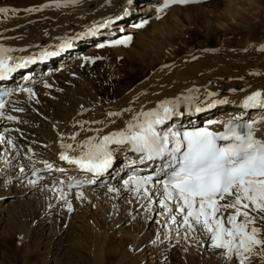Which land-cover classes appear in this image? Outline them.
Instances as JSON below:
<instances>
[{
  "label": "bare ground",
  "instance_id": "6f19581e",
  "mask_svg": "<svg viewBox=\"0 0 264 264\" xmlns=\"http://www.w3.org/2000/svg\"><path fill=\"white\" fill-rule=\"evenodd\" d=\"M236 1H239V5H235L236 9L231 11ZM246 1L192 0V4L188 3V16L181 13L182 8L175 6L176 4H170L161 12L162 0H59L52 3L39 0L35 7L30 8L39 9L38 11H30L27 7L25 12L17 8L18 14L11 11L8 2H0V7L10 9L9 13L0 14V45L12 49L9 55L14 58V63L22 64L26 59H41L43 53H51L54 50L63 53L57 60H52V63L44 65L39 62L36 66L28 67L24 73L4 85L6 89L12 90L4 109L5 117L13 115L18 119L9 121L0 118V131L3 128L11 129L7 135L9 138H15L17 145L16 149L6 144L0 145V186L7 184L8 189L13 188L7 195L9 199H6L5 195L0 197V200L4 199L0 203V241L4 242L15 234H22L20 227H31L29 224H23L22 219L25 214H31V211L36 209L40 217L31 216L32 226L36 222L42 223L44 217H47L44 219L47 222L66 217L67 212L64 209H67V203L59 198L58 191L61 187L58 181L63 180L67 198L78 213L86 214L90 211L93 215L111 210L113 214L123 213L122 222L136 225L135 231H132L133 236H130L135 238L134 241H131L125 251L116 249L111 264H233L232 261H226L218 250L206 245L207 241L198 243L195 239L186 241L183 238H170L166 229L161 227L163 219L159 215L155 218L160 223L154 227L151 237L145 234V231L149 230L141 228L130 216L127 217L134 205H143L146 200L138 199L130 188L125 187L124 180L133 175L151 174L157 167L155 162L141 163L138 156L130 151L129 146L111 145L110 147L115 149L111 170L98 179L95 177L96 183L91 186L69 190L66 185L70 179L89 180L90 177L78 166L61 160L60 154L64 151L61 147L62 138L63 142L74 145L75 151H70V155H79L80 149L76 145L88 137L97 136V129L101 137L124 129L137 112L147 111L157 107L161 101L177 97L184 100L180 105L184 115L174 117L173 121L169 122H174L177 127L202 119L226 123L235 117L253 118L257 119L259 137H264V109L243 107L246 96L257 90L264 91V71L257 74L259 68L264 70V40L258 42L254 39L249 43L253 52L251 54H259L250 64L249 61L243 64L229 63L226 66V61L223 67L220 58L221 63L212 56H205L206 48L204 52L192 50L186 57L171 59L174 54L172 37H176L180 31L176 32L169 26V22L179 23L183 16L186 19L203 16L206 22L210 21V17H214L216 24H221L223 28L240 24L243 11L254 15V10L258 7L264 9V3L260 4L263 0ZM168 11L170 13L165 17L164 13ZM127 36H131L133 42L130 54L121 49L124 44L114 43ZM91 42V45L86 46ZM69 44L70 47L66 46ZM123 51L129 59L139 57L138 60L150 70L142 80L120 88L114 83L116 78L120 79L119 75H116V78L111 76L112 79H109L108 75H98L95 78L87 72L93 56L110 53L116 58L120 57ZM237 69H240L239 73L236 72ZM245 69L250 72L249 75ZM111 83L115 86L116 96L105 94ZM20 85L22 90L15 92ZM28 88L33 90L34 96L29 95L26 91ZM209 93L216 95L209 96ZM186 97L192 99L185 100ZM196 107L201 111L197 112ZM126 109L130 111H125ZM109 112H122L123 115L110 117L107 116ZM93 121L99 123H92ZM214 128L221 126L216 125ZM17 129L19 131H16ZM76 132L79 135L72 141L70 137ZM28 156H31L37 168L44 169V162L53 166L51 170L41 173L43 178L35 185L29 183V180L35 177L31 176ZM120 157L123 161L117 165ZM21 166L25 168L24 173L20 171ZM110 187L120 191L111 192ZM81 190L84 193L83 199L77 198V193ZM17 193L21 196L20 200L26 202L27 208L13 204L14 201L9 196ZM54 215L57 217H53ZM107 215L104 214V217ZM104 217L102 220L109 224L112 222L113 226L112 216L105 219ZM82 229L84 232V228ZM92 231L94 237L95 233ZM171 235L174 237V233ZM79 236L74 233L72 239L62 247L63 251L58 250L60 246L50 248V253L56 259L54 264H104L106 257L95 247V237L91 239L92 237ZM55 237L52 241L56 240ZM200 249L202 251H199ZM254 264L257 262L254 261Z\"/></svg>",
  "mask_w": 264,
  "mask_h": 264
},
{
  "label": "snow or ice",
  "instance_id": "6c2138e0",
  "mask_svg": "<svg viewBox=\"0 0 264 264\" xmlns=\"http://www.w3.org/2000/svg\"><path fill=\"white\" fill-rule=\"evenodd\" d=\"M191 2L162 0L160 11L163 12L170 4ZM9 11V8L0 7V14ZM131 39V36H127L114 43L126 45ZM66 46L70 47V44ZM11 51L0 45V79L24 66L14 63V58L9 55ZM57 54L45 52L40 58ZM26 91L34 96L31 88ZM214 95L209 93V96ZM184 99L191 100L192 97ZM183 102L180 97L161 101L155 108L137 112L124 129L102 137L97 129V136L88 137L76 145L80 149L79 155H70V151H75L74 145L63 142L62 138L61 147L64 151L60 159L99 175L113 165L115 149L111 145L129 146L134 153L139 154L141 163L155 162L157 167L147 176H130L124 180V185L138 199H145L149 209L156 206L157 215L163 219L161 227L166 229L170 238H183L186 241L195 239L198 243L207 241L210 247L218 250L226 261H232L233 264H254V261L264 264V137L257 135V121L235 117L226 123L210 122L222 124L223 131H213L210 127L182 130L174 122H169L174 117L184 115L180 110ZM6 106L7 101L0 95V118L17 120L13 115L5 117ZM243 107L264 109V91L257 90L246 96ZM195 110L201 111L199 107ZM121 115L122 112L107 113L110 117ZM10 131L8 128L0 131V145L6 144L16 149L15 138L7 135ZM78 135V132L73 133L70 139L75 141ZM28 160L31 176L35 177L29 183L35 185L43 178L41 173L51 170L53 166L44 162L45 168L41 169L35 166L31 156H28ZM132 163L135 164V161ZM20 171L24 173L25 168L21 166ZM58 184L61 186L58 189L59 198L67 203L71 211L73 206L64 191L65 182L60 180ZM66 187L69 190L74 187L82 189L83 184L72 180ZM109 191L120 190L110 187ZM77 198H84L82 190L78 191ZM173 233L174 237L171 235Z\"/></svg>",
  "mask_w": 264,
  "mask_h": 264
},
{
  "label": "rangeland",
  "instance_id": "374dc122",
  "mask_svg": "<svg viewBox=\"0 0 264 264\" xmlns=\"http://www.w3.org/2000/svg\"><path fill=\"white\" fill-rule=\"evenodd\" d=\"M46 1L48 3H52L54 1H59V0H46ZM70 1H82V0H70ZM0 2H8L7 5L8 6L11 5L10 8L12 9L16 8L17 11L18 9L19 10L21 9L26 12L28 8L30 9L32 7H35L39 3V0H0ZM236 2L237 3H235L232 6L231 11L236 9L235 5H239L238 4L239 1ZM244 2L246 3L247 1L244 0ZM263 3L264 0L260 4ZM175 6L181 7L182 8L181 13H183L184 15L186 16L189 15L188 13L189 9H187L188 4H176ZM136 7L138 8L139 5H137ZM240 10L243 11L244 9H240ZM17 11H15L14 13L18 14ZM254 11H255L254 15H251L250 12L245 13L243 11V16L240 19V24H232L231 26L228 27L226 26L224 28L221 26V24L219 23L216 24V22L213 19L214 17H210L209 22H206L203 16H199V17L193 16L192 18L189 19H186V17L183 16V18L179 22L180 24L178 22H169L168 24L170 27H172L175 31L176 30L180 31V32L176 31L177 32L176 37L175 35L172 37V44H173L172 53L174 52V54L171 56V59H177L183 56L186 57L189 54H191L193 51H197V50L204 52L206 48V51L204 52L206 53L205 56H212V58L214 60H217V62L219 63H221L220 62L221 59L223 63V64L221 63V66L225 65L226 61H227L226 66L229 65V63L243 64L249 61H250L249 64L253 63L254 62L253 58L259 56V54H255V55L251 54L253 52L251 51L249 45L252 43L254 39L256 41L264 40V9H262V7H258ZM169 13H170L169 11L165 12L164 16L167 17ZM207 26L209 27V29L207 28ZM132 43L133 42H130L126 45L124 44L121 49L122 50L125 49V51L130 54L129 50L133 48V46H131ZM91 44L92 42L90 44H87L86 46ZM246 49L247 51H245ZM124 55L125 54L123 51L120 57H116V58H114V56H112L110 53H107L105 55L99 54L93 56V58L90 61L91 64L89 69H87V72L91 76H95V78H97L98 75H103V76L108 75L107 77H110L109 79H112L111 76H113V78H116L117 77L116 75H119L120 79L118 80L116 78L117 81H115L114 83L115 86L120 88H123L124 86H129L135 83L136 81H138L139 79L142 80L150 72V70L145 68V65L141 63L140 59L138 60L139 57L136 58L131 57L132 59L131 60L129 59L128 56L126 55L124 56ZM145 59L148 60V58ZM82 67H84V65ZM239 70L240 69H237L236 72L239 73ZM245 71L249 75L250 72H248L247 69H245ZM262 71L264 70L259 68L257 74L262 73ZM115 86H113V84L111 83L110 88L107 89L105 94L107 96H116L117 92L116 89L114 88ZM251 115L252 113H250L249 117H251ZM122 161L123 158L120 157L117 160V165H120ZM8 187L9 186H7V184H3L0 186V197H4L5 195V198L9 199L7 195L9 192H11L9 190H12L13 188L11 187V189H8ZM9 197L14 201L13 204L18 205L20 207L22 206L23 208H27L26 202L20 200L21 196H18V193L15 195L12 194ZM3 201L4 199L0 200V203H2ZM64 210L67 212L66 217L65 216L61 218L59 217L58 218L59 220L56 219L55 221H51V222L45 221L44 219L47 217H44L42 223L36 222L35 224H33V226L31 224L32 223L31 216L33 215L36 218L40 217L38 210L36 209L34 211H31V214H25L26 216L24 215L22 222L25 225L28 224L31 225V227L28 226L20 227L21 228L20 231H22V234H15L11 238L6 239V241L4 242L0 241L1 244L0 264H54L56 259L50 253L49 251L50 248L52 249L53 246L54 247L60 246L61 249L59 247L58 250L63 251L64 246L72 239L74 233L75 235L78 236L80 235L79 236L80 238L86 236L85 238L92 237L91 239H93L95 237V239H93V240H97V246L95 247H98L99 250H101L106 257L104 264H111L113 258L116 255L115 253L116 249H123L122 251L127 250V248H129L131 244V241L133 242L134 241L133 239H135L134 237L131 238L130 236L135 231L134 229L136 228V225L131 226L130 224L127 223V221L122 222L124 217L122 216L123 213L120 214L114 212L113 214L111 210H105L108 213V215L107 213H104L105 212L104 211L102 213L103 215L100 213L101 215L93 214L94 215L93 216L91 214L92 212L90 211H88L89 214L88 212H86V214H80L78 213V211H76L75 207H73L71 211H69L68 208ZM104 214L105 216L107 215V217L112 216L111 218H113L112 219L113 226H112V222H110L109 224V222H107L106 220L105 221L102 220ZM46 215L49 216V214ZM96 215H98L99 217L97 216L96 218ZM156 215H157L156 206L154 207L152 206L151 209H149L147 207V201H145L143 202V205L142 204L134 205L131 211L128 213L127 217L130 216V218L134 219L136 223H138L139 226H141V228L143 227V229L149 230V232L145 231V234L151 237L154 227L158 226L157 223L158 220H156L155 218ZM81 216L83 218L87 216L89 217L85 218L86 219L85 221V219H83ZM53 217H57V216L54 215ZM53 217H50L51 220L53 219ZM107 217H104V219ZM82 219L84 223L81 222ZM73 220H75L76 223ZM87 221H89V223H87ZM103 221L105 223H103ZM90 223H92L93 226ZM76 224H78V226ZM79 224L81 226L84 225L82 227L84 228V232L83 229L80 228L81 226ZM85 224H87V226ZM88 224L90 227L88 226ZM95 227H97V229L99 230L95 229ZM93 229H95V231L97 232L92 231ZM91 231L92 233L93 232L95 233L94 237L93 234H91ZM54 235L57 236L55 237ZM53 237H55L56 240L52 241ZM207 244L208 243H206V245ZM198 246L200 245L198 244ZM199 251L202 250L200 249Z\"/></svg>",
  "mask_w": 264,
  "mask_h": 264
}]
</instances>
